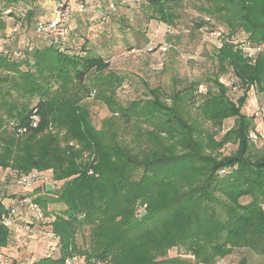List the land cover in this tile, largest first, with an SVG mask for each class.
I'll list each match as a JSON object with an SVG mask.
<instances>
[{
	"label": "trees",
	"instance_id": "16d2710c",
	"mask_svg": "<svg viewBox=\"0 0 264 264\" xmlns=\"http://www.w3.org/2000/svg\"><path fill=\"white\" fill-rule=\"evenodd\" d=\"M55 1L71 13L65 39L40 31L56 15L36 20L38 0H0L15 25L36 27L25 48L0 54V264H227L236 250L264 255V127L256 131L255 123L259 118L264 125V116L243 112L252 90L264 95V0H192L205 17L198 28L229 32L213 53L207 89L199 80L169 95L144 72L145 95L128 102L118 95L130 76L104 57L121 46L106 32L117 15L115 1L122 0ZM126 1L139 3L149 22L172 34L188 6L185 0ZM240 33L247 39L239 40ZM167 40L161 60L176 48ZM230 71L234 81L227 85L221 77ZM90 97L111 113L100 129ZM195 104L198 115L191 117L188 107ZM230 119L234 126L218 139ZM229 145L236 150L225 155ZM47 172L52 193L46 179L19 184ZM34 237L48 244L42 258L28 249Z\"/></svg>",
	"mask_w": 264,
	"mask_h": 264
},
{
	"label": "rangeland",
	"instance_id": "374dc122",
	"mask_svg": "<svg viewBox=\"0 0 264 264\" xmlns=\"http://www.w3.org/2000/svg\"><path fill=\"white\" fill-rule=\"evenodd\" d=\"M115 3L118 4L117 15L111 17L112 19L115 18V21L111 22V24L109 23V29L111 30L106 33L110 34V40L112 42H116L121 46L116 49L117 52L112 56L109 55L110 53L105 55L102 54L105 58L111 60L109 64L111 69L130 76L128 81H131V83L125 85L119 91L118 96L120 101L128 102L134 98H141L145 95L144 85L139 81V76L143 75L144 72V78L152 87H159L169 95L173 87H177L183 91L189 88L192 82L199 80H203V87L207 89V80L212 78L216 67L213 61V53L215 52L216 46L220 47L221 41L229 38V32L224 27L216 25L213 28H211V26L198 28L197 25L201 23V20L205 17L194 10L192 0H185L184 6L187 4L188 6L180 10L182 17L178 21L177 29L173 30V34L176 32L175 34L180 37L178 40L174 37L172 32H170V28L156 22H149L148 19H146L148 13L145 14L146 12L139 3L127 2L126 0H122L121 3L115 1ZM29 5L31 6V4ZM2 7L3 6H0V33H3L2 31H5L8 27L7 23H5L8 14L4 12L6 8ZM27 8L26 10L29 9ZM56 10L57 8H55V14L57 13L60 18L61 14H58ZM9 15L12 14L10 13ZM122 18L123 20L119 26L118 21ZM15 20H17V18H15ZM27 24L28 27L27 25L25 27L27 36H29V34L30 36L34 35L36 32L35 24ZM139 32L140 34H138ZM177 32L179 33L177 34ZM167 36L172 37L176 48L169 52L165 60H161L159 50L168 43ZM236 36L242 41L247 39V36L243 33L237 34ZM146 40L151 41L149 46L145 45ZM101 42L102 39L95 42V45L101 48ZM139 44L145 45V47L142 49L139 47ZM149 49H153L154 52H147ZM174 79H176L175 84ZM233 79L234 75L231 71L221 77V80L227 85H230L234 81ZM249 95L250 99L243 112L251 116L256 112L262 113L261 108L264 106V95L253 90ZM240 96L241 93L239 94V97ZM87 102L90 103L91 106L93 123L97 129H100L102 127V121L110 117L111 113L106 106L95 102L93 97H90ZM188 112L192 115L191 117H196L198 115V107L196 104L194 106L190 105V107H188ZM255 123L257 127L256 131H262L264 127L262 120L256 118ZM233 126L234 119L225 121L223 132L217 138L219 139L222 137ZM204 128L212 130L209 124L204 125ZM50 131H56L54 126L51 127ZM251 139L257 143L258 148L262 147V145H260L262 143L260 141L262 138L258 136L256 132L252 133ZM234 150H236V146L229 145L225 148L224 154L228 155ZM32 177L40 180L46 179L48 184H53L55 186L54 181H52V175L49 172L33 173ZM57 185H60V183H57ZM53 208L54 206H50L51 211ZM47 222H51V219L48 218ZM35 239H37V237H34V240ZM171 255H178L177 250H173ZM183 258L190 259L189 257ZM242 258H246L249 264H264V255H259L246 249L236 250L226 263L238 264Z\"/></svg>",
	"mask_w": 264,
	"mask_h": 264
},
{
	"label": "crops",
	"instance_id": "0c3cea01",
	"mask_svg": "<svg viewBox=\"0 0 264 264\" xmlns=\"http://www.w3.org/2000/svg\"><path fill=\"white\" fill-rule=\"evenodd\" d=\"M56 1L55 0H38V4L34 7L35 8V15L36 20H53L55 18V8H56ZM78 16L79 14H75ZM77 18V17H76ZM14 18L8 17L7 20H5V23H7L8 27L5 29V31H2L3 33H0V54L4 51H8L10 48L14 49H21L25 48L27 45V33L26 30L20 29V24L15 25V22H13ZM7 21V22H6ZM75 20L72 22V27H76V24L74 23ZM37 42H33L32 46H37ZM28 249L30 252H32V258H42L44 257L45 253L48 250V244L45 242V240L42 239H33L30 241L28 245Z\"/></svg>",
	"mask_w": 264,
	"mask_h": 264
},
{
	"label": "built area",
	"instance_id": "2783aa9c",
	"mask_svg": "<svg viewBox=\"0 0 264 264\" xmlns=\"http://www.w3.org/2000/svg\"><path fill=\"white\" fill-rule=\"evenodd\" d=\"M79 12L82 13L84 11V7L82 5H80L78 7ZM58 11V14H61L60 18L58 17L57 13L56 15V21L53 22L52 24L48 25L47 27H41L40 31L42 33L48 34V35H53L56 38H62L65 39L68 35V29L66 28V26L69 24L70 21V17H71V13L70 10L68 8H65L63 4H60L56 10V12ZM260 49H257V51H259ZM246 53L252 57L255 54V49L252 48H246L245 49ZM262 113H257L256 115H261L264 116V110L261 111ZM40 122V119L37 116H34L32 118V126L33 127H37L38 124ZM19 134H23L24 131L23 129H18ZM262 136L264 137V132L262 134ZM40 179L35 178V177H31L27 180H21L19 182L20 185H24V186H31L33 185L35 182H39ZM22 204H25V202H23ZM40 209H38V214L40 215ZM40 217H42V214L40 215ZM68 264H72L71 261H68ZM106 264V263H105Z\"/></svg>",
	"mask_w": 264,
	"mask_h": 264
},
{
	"label": "water",
	"instance_id": "95a60500",
	"mask_svg": "<svg viewBox=\"0 0 264 264\" xmlns=\"http://www.w3.org/2000/svg\"><path fill=\"white\" fill-rule=\"evenodd\" d=\"M55 189V186L53 184H47L46 185V190H47V193H52Z\"/></svg>",
	"mask_w": 264,
	"mask_h": 264
}]
</instances>
